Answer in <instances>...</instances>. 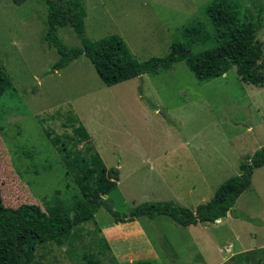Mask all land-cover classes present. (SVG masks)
<instances>
[{"label":"rangeland","instance_id":"obj_1","mask_svg":"<svg viewBox=\"0 0 264 264\" xmlns=\"http://www.w3.org/2000/svg\"><path fill=\"white\" fill-rule=\"evenodd\" d=\"M81 1L84 35L71 26L59 31L69 48L81 47L84 38L118 35L145 62L166 57L173 43L184 42L181 30L190 24L202 22L215 35L206 15L212 0ZM233 1L242 19L259 22L257 40L264 49V0ZM47 15L45 0H0V64L12 83L0 99V186L7 207L46 209L54 197L73 202L78 190L52 139L70 146L67 136L75 138L80 123L116 177L109 198L122 217L143 203L174 202L195 210L240 174L246 156L264 148V85L242 82L235 68L200 83L185 61L112 87L84 55L53 71L60 54L46 39ZM213 46L197 44L194 50ZM259 64L264 67V54ZM234 210L238 218L182 227L167 216L116 224L101 208L97 225H80L64 245L39 246L35 261L82 264L100 247L104 264H112L102 228L113 222L146 231L159 256L154 264H264V226L257 223L264 221V167L255 170ZM99 238L104 242L97 247Z\"/></svg>","mask_w":264,"mask_h":264},{"label":"trees","instance_id":"obj_2","mask_svg":"<svg viewBox=\"0 0 264 264\" xmlns=\"http://www.w3.org/2000/svg\"><path fill=\"white\" fill-rule=\"evenodd\" d=\"M45 2L48 10L46 39L60 54L53 71L67 67L84 55L104 84L112 87L146 74L169 70L174 64L185 61L200 83L223 77L235 68L242 82L260 87L264 85V67L259 64L264 49L257 40L260 24L249 17L242 19L233 0H212L208 4L206 15L215 35H210L202 22L190 24L181 30L184 42L173 43L166 57L145 62L136 60L118 35L96 41L84 38L81 47L69 48L63 43L59 31L71 26L79 35H84L87 15L84 3L81 0ZM209 42H214L215 46L194 50L195 45ZM11 87L12 83L0 64V99ZM70 121L74 124L75 118ZM74 135L76 139L67 136L72 147L62 145L58 138L52 139L68 164V178L78 190L70 205L56 201L58 197H54V206H46V209L35 204L7 207L0 186V264H37L35 259L39 246L48 243L61 246L69 242L80 225L96 224L95 216L101 208L113 216L116 224L134 222L142 217L153 220L158 216H167L182 227H190L199 223H220L218 220L229 215L238 218L234 210L238 199L251 186L255 170L264 167V148H261L242 160L239 175L222 184L211 201L199 205L195 210L174 202L143 203L134 208L129 216L122 217L109 198L118 185L112 170L106 167L82 123L74 129ZM49 204L47 202L46 205ZM257 223L264 226L262 220ZM103 240L99 238L97 247ZM105 249L111 255L106 254L112 264H121L108 245H105ZM260 251L259 257L264 254V248ZM104 257L99 247L96 254L85 255L82 264H104ZM123 264L154 263L139 261Z\"/></svg>","mask_w":264,"mask_h":264},{"label":"crops","instance_id":"obj_3","mask_svg":"<svg viewBox=\"0 0 264 264\" xmlns=\"http://www.w3.org/2000/svg\"><path fill=\"white\" fill-rule=\"evenodd\" d=\"M218 221L221 222V219ZM102 231H106L107 239L112 245L113 254L121 264L139 261L157 263L159 260L156 248L140 225L133 228H117L111 222L110 225L103 226Z\"/></svg>","mask_w":264,"mask_h":264}]
</instances>
